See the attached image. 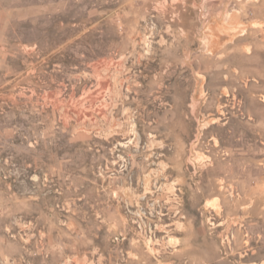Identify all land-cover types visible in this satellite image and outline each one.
Returning a JSON list of instances; mask_svg holds the SVG:
<instances>
[{"label":"rangeland","instance_id":"374dc122","mask_svg":"<svg viewBox=\"0 0 264 264\" xmlns=\"http://www.w3.org/2000/svg\"><path fill=\"white\" fill-rule=\"evenodd\" d=\"M0 264H264V0H0Z\"/></svg>","mask_w":264,"mask_h":264},{"label":"crops","instance_id":"0c3cea01","mask_svg":"<svg viewBox=\"0 0 264 264\" xmlns=\"http://www.w3.org/2000/svg\"><path fill=\"white\" fill-rule=\"evenodd\" d=\"M69 225V228H70V230H72V231H77L78 229H79V227H81L79 224H77L76 222H70L69 224H67V226ZM84 225V224H83ZM88 226V225H87ZM74 236V235H73ZM87 235H83V237H86ZM78 237H80V235L78 236ZM90 237H88V239H89ZM80 240H83L82 239V237H81V239ZM84 240H87V238H85ZM90 240V239H89ZM71 247H72V245H71ZM73 247H76V246H74L73 245Z\"/></svg>","mask_w":264,"mask_h":264}]
</instances>
